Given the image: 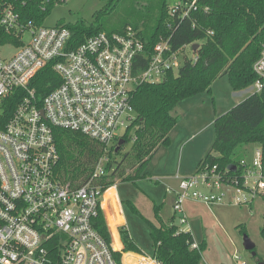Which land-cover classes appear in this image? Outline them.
Returning <instances> with one entry per match:
<instances>
[{"label": "built area", "instance_id": "built-area-1", "mask_svg": "<svg viewBox=\"0 0 264 264\" xmlns=\"http://www.w3.org/2000/svg\"><path fill=\"white\" fill-rule=\"evenodd\" d=\"M0 24L20 30L23 42L11 56H0V117L10 96L20 93L0 125V264H119L113 256L116 249L93 226L105 192L95 180L104 174L107 152L121 135L120 128L135 118V86L161 80L186 57L195 60L193 53L182 52L191 44L173 50L159 39L145 68L135 72L134 59L144 44L130 27L99 31L72 45L64 24H20L8 5H0ZM50 62L60 82L38 101L30 81ZM253 69L258 78L250 85L252 92L263 84L264 45ZM54 127L78 131L103 145L90 177L79 186L70 187L55 174ZM176 177L172 209L181 224L187 223L184 203L189 199L211 206L252 204L264 197L258 145L233 169L204 165L192 175ZM191 247H197L195 240Z\"/></svg>", "mask_w": 264, "mask_h": 264}, {"label": "trees", "instance_id": "trees-1", "mask_svg": "<svg viewBox=\"0 0 264 264\" xmlns=\"http://www.w3.org/2000/svg\"><path fill=\"white\" fill-rule=\"evenodd\" d=\"M56 1L59 0H0V5L10 6L18 15L20 24L32 21L35 25H42L49 8ZM172 1L106 0L104 6L94 13L92 22L64 23L70 30L72 45L99 31L121 32L130 27L144 44L143 52L134 59L135 72L145 68L152 46L159 39H165L173 50L185 44H198L194 50L191 49L195 60L186 57L182 65L166 72L161 80L141 82L135 86L131 95L135 111L131 123L134 134H129L128 127L115 140L116 143L121 138L123 143L131 141L129 150L122 153L120 160H115L113 154L118 152L115 150L117 145H113L107 152L104 174L95 180L105 191L101 204L106 211L112 243L101 209L93 219V226L115 249H120L116 225L123 222V217L115 189L110 186L118 181L135 183L147 176L144 171L146 165L158 148L170 141L168 134L176 123L177 115L173 110L178 101L202 90L210 91L211 81L223 75L227 76L233 90L244 89L258 78L253 64L260 57L264 45V0ZM119 7L120 14L114 18ZM172 8L174 11L171 12ZM21 34L16 28L6 30L0 24V45H21ZM51 63L41 68L30 81L38 101L60 82ZM262 83L259 91L251 92L214 117V138L210 150L197 162L196 168L216 165L224 169L232 164L238 165L242 158L250 156L256 145L261 148L264 168V79ZM19 96L20 93L14 92L7 100L0 125L10 115ZM53 136L58 151L54 168L56 176L70 187L83 184L103 154V145L78 131L60 127L53 128ZM122 202L146 221L152 258L161 264H204V238L192 248L194 237L190 230H182L160 217L153 222L145 218L132 201L126 199ZM260 233L264 239V197ZM119 235L122 250H113L119 264L122 252H126L122 256L123 264H154L140 255V248L124 226L120 227Z\"/></svg>", "mask_w": 264, "mask_h": 264}, {"label": "rangeland", "instance_id": "rangeland-1", "mask_svg": "<svg viewBox=\"0 0 264 264\" xmlns=\"http://www.w3.org/2000/svg\"><path fill=\"white\" fill-rule=\"evenodd\" d=\"M105 3L106 0L56 1L49 8L43 25L73 24L77 21L90 23L94 19V13ZM120 9L121 7L113 15L114 18L118 17ZM27 37L28 35L25 34V38ZM15 51L16 47L11 43L0 45L2 57H9ZM182 52L191 56L193 53L191 45L185 46ZM236 91L230 86L227 76L223 75L211 81L210 91L202 90L178 101L173 110L177 115L176 123L168 134L170 141L167 145L160 146L146 165L144 171L147 172V176L138 179L135 183L118 180L115 183L119 209L124 218L123 223L116 225L119 240H121L119 229L124 226L140 248L142 255L152 254L148 225L144 218L133 213L122 202L126 199L132 201L141 214L153 222L160 217L164 222H173L182 229L187 227V223H180L178 214L172 217V204L175 200L172 189L178 185L176 176L184 177L194 173L197 162L210 150L214 138L212 124L214 116L224 113L241 99L242 95H237ZM235 97H239V100ZM132 114L135 116L134 110ZM128 123L126 128H120L119 134L125 133L128 127L129 134H134L131 123ZM117 144L113 142L112 146ZM130 144L131 141L120 144L118 153L113 154L115 160L121 159L122 153L129 150ZM208 207L210 208L206 206L198 208L197 216L192 218V231L196 235L194 236L199 241L202 238L206 241V247L202 251V257L205 260L203 263L258 264V258L264 260V239L260 233L263 198L257 197L252 204H213ZM103 215L110 232L104 209ZM244 234H247L255 244L257 256H253L244 248ZM110 236L112 243L111 232ZM116 250H122V248ZM123 253L125 252H122L121 258Z\"/></svg>", "mask_w": 264, "mask_h": 264}, {"label": "crops", "instance_id": "crops-1", "mask_svg": "<svg viewBox=\"0 0 264 264\" xmlns=\"http://www.w3.org/2000/svg\"><path fill=\"white\" fill-rule=\"evenodd\" d=\"M252 92V89H251V86H248V87H246V88H244V89H240V90H237L236 91V94L237 95H242V97H240L241 99L240 100H242L245 96H247L248 94H250ZM244 94V95H243ZM235 98H237V97H235ZM238 100H239V97L237 98ZM239 100V101H240ZM239 101H237L236 103H238ZM235 103V104H236ZM216 116V115H215ZM214 116V117H215ZM110 187H114V189H115V192L117 193V188H116V186H115V184H113L112 186H110ZM207 207V208H210V207H208L207 205H205V204H203L202 202H199V201H195V200H191V199H189V200H187V201H185V204H184V210H185V214H186V216H187V227L185 228V229H187V230H190V232L192 233V235H193V237L194 238H196L195 236V233H194V231H192V228H193V225H192V222H193V217H195V216H197V213L199 212V210H198V208H200V207ZM102 211H103V207H102ZM198 211V212H197ZM172 216H173V214H172ZM156 221V220H155ZM123 222H124V218H123ZM122 222V223H123ZM195 235V236H194ZM119 239V238H118ZM196 242L197 241H199V239L198 238H196V239H194ZM119 243H120V249L122 248V242H121V240H119ZM126 253V252H125ZM203 261H205L204 260V258H203ZM260 261H264V260H260ZM205 264H206V262H204Z\"/></svg>", "mask_w": 264, "mask_h": 264}, {"label": "water", "instance_id": "water-1", "mask_svg": "<svg viewBox=\"0 0 264 264\" xmlns=\"http://www.w3.org/2000/svg\"><path fill=\"white\" fill-rule=\"evenodd\" d=\"M197 43H194L191 45V49L194 50L197 47ZM123 143V139L118 140V144L115 148V150H118L120 144ZM230 168H234V165H230ZM243 246L246 250H249L252 255H255V244L250 240V238L247 236V234L243 235ZM258 264H264V261H258Z\"/></svg>", "mask_w": 264, "mask_h": 264}]
</instances>
